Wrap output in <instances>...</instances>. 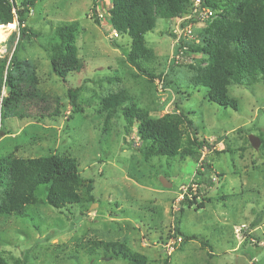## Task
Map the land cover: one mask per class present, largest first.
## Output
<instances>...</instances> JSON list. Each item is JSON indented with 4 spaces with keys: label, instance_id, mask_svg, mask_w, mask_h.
Listing matches in <instances>:
<instances>
[{
    "label": "rangeland",
    "instance_id": "obj_1",
    "mask_svg": "<svg viewBox=\"0 0 264 264\" xmlns=\"http://www.w3.org/2000/svg\"><path fill=\"white\" fill-rule=\"evenodd\" d=\"M109 6L107 0H38L30 14L27 26L40 31L41 38L21 43L16 59L34 72L39 96L58 98L60 112L54 119L39 118L45 113L41 108H51L49 99L19 103L14 111L23 110L27 118L4 109L0 156L15 151L22 158L68 154L76 159L82 180L93 181L95 201L66 215L45 204V186H38V203L26 207L25 218L0 216V256L8 264H128L102 250L89 254V243L101 240L124 243L149 264H264V85L230 86L228 95L237 101V111L209 103L203 89H192L188 65H199L204 56L189 46H198L193 34L207 21L180 28L195 19L192 11L181 22L158 19L145 35V45L154 53V60L143 63L154 72L150 81L127 63L129 38L113 37ZM68 22L78 24L76 47L84 69L63 83L52 74L43 46L52 39V26ZM9 25L0 27V60L7 62L16 47V40L9 39L16 25ZM68 88L79 89L80 112H71ZM119 90L128 92L152 118L174 113L175 107V113H187L206 142L197 158L144 161L135 129L125 131L122 109L107 125L99 114L103 97ZM2 97H7L3 88ZM250 136L259 140L258 149L251 147ZM204 162L212 184L196 201L204 207L182 206L177 203L181 188L203 178L196 170L205 173L200 165ZM160 178L171 188L162 187ZM174 228L197 240L174 238Z\"/></svg>",
    "mask_w": 264,
    "mask_h": 264
},
{
    "label": "trees",
    "instance_id": "obj_2",
    "mask_svg": "<svg viewBox=\"0 0 264 264\" xmlns=\"http://www.w3.org/2000/svg\"><path fill=\"white\" fill-rule=\"evenodd\" d=\"M37 2L38 0H0V26L16 25V31L9 37L12 41L16 40L15 50L8 62L7 59L0 60V93L2 88L7 91V97L0 98V123L3 110L14 111L21 102L25 106V102L37 104L51 100V108H41L45 113L39 114L40 119H54L60 112L58 98L39 96L35 88L34 72L27 62L16 59L15 53L21 43L41 38L40 31L27 26ZM107 2L110 5L106 10L110 29L117 36L129 38V48L124 50L127 63L150 81L154 80V72L143 65L154 60V53L145 45L144 37L153 31L158 19L173 22L190 15L191 1ZM93 7L94 11L95 3ZM201 8H209L213 16L204 22V28L193 34L200 43L198 46H189V49L201 53L204 58L199 65H188L193 72L190 84L193 90L203 89L204 98L209 103L237 111V101L228 95L230 86L264 85V0H201ZM94 22L98 23L96 19ZM190 23L197 25L200 22L199 19L186 20L180 24V28ZM77 29V22L56 24L51 27L52 39L43 46L48 54L52 74L63 83L68 75L84 69V62L77 53ZM112 45L119 47L115 43ZM173 64L174 61L171 65ZM202 64L203 67L200 66ZM78 91L79 89L72 88L67 91L72 113L80 112L77 104ZM183 95L187 98L190 96L186 92ZM101 107L99 114L105 116V125L118 109H122L125 131L129 134V131L135 129L141 144L138 151L144 161L150 157L197 158V150L206 143L199 139L197 128L187 118V113H175L179 111L178 107H175L174 113L152 118L147 111L138 108L131 95L124 90L107 94L101 100ZM22 111H14L15 116L27 118L28 115ZM261 113L264 115V109ZM128 146L133 147L130 143ZM15 153L16 151L0 156V216L25 218L26 207L38 203L35 192L40 185L45 186V204L59 213L71 215V208L95 201L92 195L93 181L82 180L78 163L70 155L49 153L44 157L22 158ZM200 165L205 167L206 172L202 173L197 169L196 175H203V178L191 181L190 184H195L197 188L194 192L189 189L181 201V205L188 208L196 205V210L204 207L201 202L196 204L197 199L212 186L208 177L209 165L206 162ZM174 230V238L183 237L184 242L197 240L195 236H186L176 228ZM200 243L206 246L204 241ZM89 244V254L102 250L111 259L123 260L128 264H149L147 257L132 252L124 243L94 240ZM0 264L8 263L0 256ZM164 264L168 263L164 261Z\"/></svg>",
    "mask_w": 264,
    "mask_h": 264
},
{
    "label": "built area",
    "instance_id": "obj_3",
    "mask_svg": "<svg viewBox=\"0 0 264 264\" xmlns=\"http://www.w3.org/2000/svg\"><path fill=\"white\" fill-rule=\"evenodd\" d=\"M191 4H192V12L194 13L195 19H199V22H204L205 20L211 19V17L213 16V12L209 8H201V0H191ZM183 19L185 18H182L181 20L178 21L181 22ZM113 37H117V34H115L114 32H113ZM196 188L197 186L195 184H189L186 187H182L181 195L179 196L180 198L178 199L177 203L183 201L184 196L188 194L189 189L194 192ZM189 198L191 197L189 196ZM178 241H180V239H178Z\"/></svg>",
    "mask_w": 264,
    "mask_h": 264
},
{
    "label": "water",
    "instance_id": "obj_4",
    "mask_svg": "<svg viewBox=\"0 0 264 264\" xmlns=\"http://www.w3.org/2000/svg\"><path fill=\"white\" fill-rule=\"evenodd\" d=\"M249 143H250V145H251V147L253 148V149H258V147H259V140L257 139V138H255V137H253V136H250L249 137ZM160 184L162 185V187H164V188H171V184L169 183V182H167L164 178H160ZM96 207V205H93L92 207H91V209L92 208H95Z\"/></svg>",
    "mask_w": 264,
    "mask_h": 264
},
{
    "label": "bare ground",
    "instance_id": "obj_5",
    "mask_svg": "<svg viewBox=\"0 0 264 264\" xmlns=\"http://www.w3.org/2000/svg\"><path fill=\"white\" fill-rule=\"evenodd\" d=\"M1 27V26H0ZM9 28H13L11 25L8 26ZM1 29V28H0ZM0 34H1V31H0ZM3 35V34H2Z\"/></svg>",
    "mask_w": 264,
    "mask_h": 264
},
{
    "label": "clouds",
    "instance_id": "obj_6",
    "mask_svg": "<svg viewBox=\"0 0 264 264\" xmlns=\"http://www.w3.org/2000/svg\"><path fill=\"white\" fill-rule=\"evenodd\" d=\"M113 32V31H112ZM118 37V36H117ZM116 38V37H115Z\"/></svg>",
    "mask_w": 264,
    "mask_h": 264
}]
</instances>
